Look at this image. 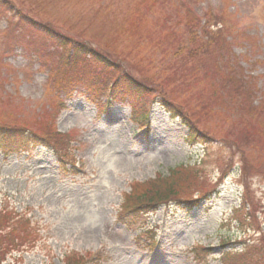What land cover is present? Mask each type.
<instances>
[{
	"label": "rangeland",
	"instance_id": "374dc122",
	"mask_svg": "<svg viewBox=\"0 0 264 264\" xmlns=\"http://www.w3.org/2000/svg\"><path fill=\"white\" fill-rule=\"evenodd\" d=\"M204 16L222 28L212 40ZM0 123L22 129L0 138V206L36 232L3 264H264V0H0ZM54 125L77 142L74 167L30 135ZM192 129L201 143L184 141ZM179 164L197 206L120 222L131 187Z\"/></svg>",
	"mask_w": 264,
	"mask_h": 264
},
{
	"label": "trees",
	"instance_id": "16d2710c",
	"mask_svg": "<svg viewBox=\"0 0 264 264\" xmlns=\"http://www.w3.org/2000/svg\"><path fill=\"white\" fill-rule=\"evenodd\" d=\"M181 5L186 6L183 2H181ZM158 1H151V5L153 7L158 6ZM164 5H161V7ZM137 12V11H136ZM130 20H135V22L138 20L137 17L132 16ZM208 19L205 22V25L202 26V30L204 29V35H206L208 38L212 40V36L216 38L218 35V30H222V28L217 29L215 32H212L210 29L206 31V27H208ZM219 31V33H220ZM211 34V35H210ZM230 34V33H229ZM217 35V36H215ZM193 37L196 35L193 33ZM226 35L225 39L221 42L226 47L228 46L229 41H227ZM198 38V37H197ZM196 38V39H197ZM66 43L63 42L61 45H65ZM78 50V48H75ZM91 50V49H90ZM94 51H89V53H92ZM196 55V52H188L185 56L192 60L194 56ZM97 60L100 61L99 58ZM101 62V61H100ZM149 81L151 80L148 76ZM155 83V80H153ZM163 83V82H162ZM138 109V107L136 108ZM172 111V110H171ZM180 115V114H178ZM144 123L147 125V117L145 116L143 118ZM15 131H17V128L14 126H8L5 124L0 123V136L3 137H11ZM33 138L50 145L54 150L58 151L60 149L56 148V144L60 143L61 146H66L70 148L71 141L69 140V137L67 134H60L57 132L56 129L50 128L48 131H46L44 134H34L30 133ZM194 131V129L191 130V133H189V137H200L201 135H197ZM59 155V154H58ZM67 156V153H66ZM61 160H68V158H63L59 156ZM180 170L175 169L170 171V173L167 176H161L158 175L154 180H150L146 183L152 184L149 188H144L140 192H136L135 189H140L138 186L134 187L132 191L126 195V198L131 199L135 201L131 205H128L126 208V212H132L134 209L143 208V207H153L159 202H165L167 200H176L181 201L185 204H192L193 201L190 203L186 201V198L183 197L179 192V184L177 180L176 173ZM146 183L142 184L145 185ZM122 217V214H120ZM28 221L25 218L20 217L17 213H14L13 211H9L5 208H2L0 210V264L5 258V255L10 253L11 251H15L20 249L23 245H27L31 240V234L29 226L27 225ZM19 226V227H16ZM66 255V260H69V258L72 256Z\"/></svg>",
	"mask_w": 264,
	"mask_h": 264
},
{
	"label": "clouds",
	"instance_id": "9594fccd",
	"mask_svg": "<svg viewBox=\"0 0 264 264\" xmlns=\"http://www.w3.org/2000/svg\"><path fill=\"white\" fill-rule=\"evenodd\" d=\"M76 111L78 113L76 119L86 122L88 117L86 116L84 110L80 109V110H76ZM73 126H75V125H73Z\"/></svg>",
	"mask_w": 264,
	"mask_h": 264
}]
</instances>
